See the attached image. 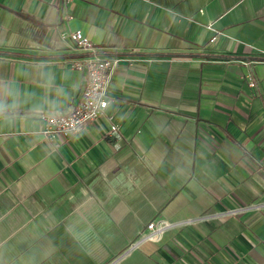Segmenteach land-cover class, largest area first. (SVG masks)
Here are the masks:
<instances>
[{"label":"crops","instance_id":"obj_1","mask_svg":"<svg viewBox=\"0 0 264 264\" xmlns=\"http://www.w3.org/2000/svg\"><path fill=\"white\" fill-rule=\"evenodd\" d=\"M91 54L121 58L108 106L54 143L38 113L79 100ZM151 220L175 225L140 239ZM245 261L264 264V0H0V264Z\"/></svg>","mask_w":264,"mask_h":264},{"label":"built area","instance_id":"obj_2","mask_svg":"<svg viewBox=\"0 0 264 264\" xmlns=\"http://www.w3.org/2000/svg\"><path fill=\"white\" fill-rule=\"evenodd\" d=\"M67 36L74 43L76 49L84 51H92L94 49L93 42L80 29L70 31ZM215 36L212 37L214 39ZM121 58L117 56L100 57L91 54L74 62L75 68L84 71L85 80L82 86V93L79 100L72 105L67 112L55 111L38 113V116L44 121L42 134L45 138L56 143L58 137L67 138L83 129L87 124L96 121L105 113V109L109 103L108 89L113 74L118 69ZM253 85L254 82H251ZM110 120L108 132L110 135H119V126ZM242 208L230 209L227 213L241 212ZM175 223L164 220H151L147 223L148 231L140 233V239H158L160 235ZM138 239V240H140ZM137 241L130 246L133 247ZM244 264H253L251 261H245Z\"/></svg>","mask_w":264,"mask_h":264},{"label":"rangeland","instance_id":"obj_3","mask_svg":"<svg viewBox=\"0 0 264 264\" xmlns=\"http://www.w3.org/2000/svg\"><path fill=\"white\" fill-rule=\"evenodd\" d=\"M229 214H235V213H229ZM236 214H238V213H236Z\"/></svg>","mask_w":264,"mask_h":264}]
</instances>
